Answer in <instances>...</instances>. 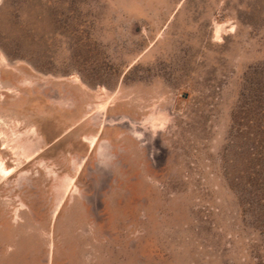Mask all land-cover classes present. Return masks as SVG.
<instances>
[{
  "label": "rangeland",
  "instance_id": "rangeland-1",
  "mask_svg": "<svg viewBox=\"0 0 264 264\" xmlns=\"http://www.w3.org/2000/svg\"><path fill=\"white\" fill-rule=\"evenodd\" d=\"M259 69L264 0H4L0 159L15 125L35 154L0 185V264H257L218 160Z\"/></svg>",
  "mask_w": 264,
  "mask_h": 264
},
{
  "label": "trees",
  "instance_id": "trees-1",
  "mask_svg": "<svg viewBox=\"0 0 264 264\" xmlns=\"http://www.w3.org/2000/svg\"><path fill=\"white\" fill-rule=\"evenodd\" d=\"M264 69L255 70L231 116L226 146L218 160L222 177L251 226L264 234ZM257 245V244H255ZM257 264H264L259 255Z\"/></svg>",
  "mask_w": 264,
  "mask_h": 264
},
{
  "label": "bare ground",
  "instance_id": "bare-ground-1",
  "mask_svg": "<svg viewBox=\"0 0 264 264\" xmlns=\"http://www.w3.org/2000/svg\"><path fill=\"white\" fill-rule=\"evenodd\" d=\"M3 1L4 0H0V5L2 4ZM218 28H219V26H218ZM217 32H219V31H217ZM109 103H110V101H109ZM101 109L103 110L102 113H105L106 110L108 109V103L106 102V103L102 104ZM14 128H15V130L14 131L12 130V135L8 136L6 134V136H7L8 142L14 143L15 146L10 147L8 145H5L6 141H4L3 143L5 145V151L6 152L8 151L11 154H14L15 156H22L24 159L18 160L17 161L18 163L12 167L6 166L4 160L0 159V185L7 183L11 179L17 177L18 174L25 169V167H26L25 161H29V159L35 154V153L31 152L29 149L28 140L30 139L31 136L30 137L25 136V134L21 130V126H19V125L18 126L15 125ZM102 133H103V131H101L99 133V140H98V137H94V138L85 137L84 138V143L87 145L90 152H97L100 155L101 159H103L105 157V154H104V148L105 147L104 146H106V145H102L99 149V144L101 143ZM2 139H3V137H2ZM83 169H84V164H80V165H78V167L76 168V171H75L76 177H74V178H70L69 176L65 177V180L67 181V183L63 187V192L61 194L59 204H58V206L54 212L53 220H56L59 217L63 207L65 206L67 201L71 198V196L74 194V191L77 189V177L81 175V173L83 172ZM76 195L79 197L78 194H76Z\"/></svg>",
  "mask_w": 264,
  "mask_h": 264
}]
</instances>
